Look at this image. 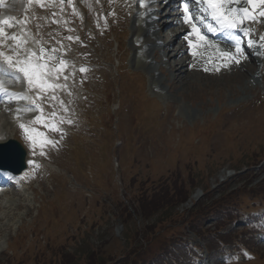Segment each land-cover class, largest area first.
Masks as SVG:
<instances>
[{
  "label": "rangeland",
  "instance_id": "1",
  "mask_svg": "<svg viewBox=\"0 0 264 264\" xmlns=\"http://www.w3.org/2000/svg\"><path fill=\"white\" fill-rule=\"evenodd\" d=\"M96 2V8L91 6V9L93 14L99 16L104 1ZM103 25L104 30L114 28L116 34L110 42L105 40L104 31L101 37L104 45L96 41L100 50L94 57L97 59L102 55L107 62L99 64L104 65L100 71L102 75L90 68L82 71L88 73V101L91 103L94 95L100 102H103L104 94L111 93L112 97H118L119 72L123 64L116 67L118 61L115 58L119 55L114 41L125 40L128 66L136 70L144 67L135 56L136 51L131 43L133 22L128 17L115 16L112 23L104 19ZM189 70L188 75L181 73L178 76L174 70V80L165 71L163 79L165 84L170 85L169 88L164 85L165 90L155 87L157 80L153 79L152 73L145 74L147 84L144 89L152 104L148 122L139 120L146 116L142 109L135 108L134 97L123 86L127 78L122 76L120 97L124 104L120 109H117V103L113 107L118 112L117 132L122 141L116 142L114 127L95 129L87 132L91 137L87 139L89 147L77 144L72 149V138L77 136L74 137L71 130L83 133L87 129L81 117L76 120L70 117L80 110V92L77 91L78 100L75 91H69L72 99L69 100L70 106H66L50 99V89L42 91L34 87L45 110L50 111L51 106L56 115L61 113L63 127L61 132L51 129L49 132L46 126L40 127L35 123L34 129L43 133V136L32 134L35 142L27 139L22 131L17 132L16 137L27 147L30 158L39 162L33 167L34 179L25 184V191L18 195L21 200L16 197V200L10 201L14 195L9 193L0 200V264H27L30 255L50 248V243L61 242L60 239L69 248L66 249L74 254V264H82L85 257L92 253L104 256L105 260L112 261L110 264H130V255L134 250L132 257L141 253L146 256L152 252L161 255L163 239H166L160 236L154 243L135 242L132 232L136 228L144 229L148 223L156 222L161 217L167 220L180 215L184 216L178 224L185 228L186 221L183 220L188 216L187 210L193 208L192 201L208 205L217 199H230L232 196L234 202L237 198L239 204L251 205L254 196L248 197L242 193L249 189L257 199H264V108L258 101L264 86L250 85L251 72L248 74L247 67L237 70L230 67L219 76L205 74L201 70L191 71L192 68ZM135 82L138 85L136 78ZM83 98L84 101L88 99L85 95ZM87 110L102 115L106 106L90 104ZM29 123L27 126L31 128ZM51 132L57 134V142L51 138ZM45 140L55 143H43ZM114 142L117 153L109 150L105 154L104 149L111 148ZM189 149L194 152L187 157ZM78 151L84 154L80 161ZM111 159L117 164H109ZM108 161L110 180L103 178L102 163ZM82 169L87 171L86 175L81 172ZM87 169L97 183L92 181ZM172 182L182 183L178 185L180 190L190 188L191 199L188 196L186 202L153 212L148 217L135 216L130 210L133 216L129 215L126 207H131V204L121 203L125 199L123 195L126 196L127 186L129 191L140 188L143 192L153 193L165 190L166 185ZM235 188L236 193L233 192ZM45 200H50V209L44 208ZM19 202L23 205L16 208ZM215 223L216 220L211 217L205 227L213 229ZM263 223L261 220L260 226L263 227ZM35 224L43 230L36 229ZM175 229L180 233L187 228L184 231L182 227H172L169 233ZM36 231L39 235L34 233ZM41 232L43 235H40ZM189 235L193 242L196 236L193 233ZM168 237H171L170 234ZM260 240L259 235L255 243L250 240L247 247L252 251L243 256L235 254L232 257L230 253H225L209 255L208 258L212 264H264V243ZM28 249L29 253L26 252ZM15 251L19 254H15Z\"/></svg>",
  "mask_w": 264,
  "mask_h": 264
},
{
  "label": "bare ground",
  "instance_id": "2",
  "mask_svg": "<svg viewBox=\"0 0 264 264\" xmlns=\"http://www.w3.org/2000/svg\"><path fill=\"white\" fill-rule=\"evenodd\" d=\"M179 0H162L160 3L164 7L162 13L160 14V19L163 22L162 25L155 26L153 25V18L154 15L153 10L146 12L144 17V20L142 18L141 24L135 22V19L133 21V31H134V38L132 40V46L134 48L135 56L137 54V58L142 62L144 66L148 65L146 58L148 54H153L157 48L160 49L161 52V58L163 61V64H166L164 60L169 59V61H174V64H169L171 67V71L173 70L172 73L177 72V76L180 75L181 73H185L188 75V71L190 72L189 68H191V64L198 65L201 63L203 59H206L208 63L204 66L205 69H208V71H213L215 66L217 65V54L221 53L219 48L216 46L214 47L210 42L206 41L205 39L200 41V46L203 47V49H198V47H195L193 51L189 50V45H190V38H195L193 34H191L192 30V25L191 23H185L184 21V13L183 10L180 8H177L176 3ZM174 3L175 6V11L173 12L171 18L167 17V14L165 12L166 5L168 3ZM22 4V2L20 1ZM194 9L197 11L198 7L193 5ZM12 11H15L16 9L12 8ZM15 13H13L14 15ZM198 27L203 28V31L206 33V36H209L211 34V30L209 28V25L207 27V22L202 21L200 22L197 20L195 22ZM169 32H174V36L169 39L170 34ZM177 34V35H176ZM186 35V36H185ZM2 34H0V46H3L2 40H1ZM165 39V44L164 46H159L158 47V40ZM167 39V40H166ZM187 41V42H186ZM178 42V43H177ZM177 43V44H176ZM186 43V44H185ZM6 44V43H5ZM188 44V45H187ZM229 44V43H226ZM13 44H10V47ZM175 47V49H174ZM18 47L14 48H7L5 50H1L0 47V52H3L6 54V56L9 57H14L18 53ZM148 53V54H146ZM183 54H186V58H180V62H177L176 59L178 57H182ZM25 56L31 57L33 60L35 57H37V47L35 44H31L29 51L26 53ZM146 57V58H145ZM25 58V57H24ZM149 61V60H148ZM154 63V67L152 66L153 70L158 69L159 67L157 66V60L155 59L154 61H150V65ZM235 63V62H234ZM186 68V70H185ZM6 69V68H5ZM50 70V68H49ZM225 70V69H222ZM187 71V72H186ZM164 78V73L159 76L157 80L162 81ZM174 79H176V76L174 75ZM22 85L24 86L23 82ZM13 87H20V84L18 83L17 86ZM29 97V96H28ZM19 99L16 100L14 99V102L16 103V106H14L13 109H9L8 111H5L3 108L0 107V120L8 119V115H10L9 121L10 126H14L15 130V125L23 123L26 128H29L27 126V122H30V117L32 118L34 115L30 111L32 108L29 107L28 104L31 103L32 99L29 98L27 100L21 99V103H18ZM24 102L26 104H24ZM24 111L25 114L19 115V111ZM15 121V122H14ZM30 124V123H29ZM6 127H1L0 126V142L7 140L8 138H11L14 136V132H8L5 131ZM30 129V128H29ZM28 172L25 171L21 173L20 175H16V178L19 180H22L23 178H26V173Z\"/></svg>",
  "mask_w": 264,
  "mask_h": 264
},
{
  "label": "snow or ice",
  "instance_id": "3",
  "mask_svg": "<svg viewBox=\"0 0 264 264\" xmlns=\"http://www.w3.org/2000/svg\"><path fill=\"white\" fill-rule=\"evenodd\" d=\"M179 3L183 5L184 21L185 23H191L192 33L196 35L200 40H203L204 37L201 34V30L198 25L194 22V16L190 9L191 3L203 4L206 5L205 11H210L213 18L218 21L222 29H239L240 31L247 32V29L243 27L244 21L249 18H255L253 15L254 10L259 7L264 8V0H229L226 5V0H179ZM247 4L249 7H239L240 4ZM233 4L236 6L233 7ZM260 16H264V10L259 11ZM0 25L11 26L9 20L0 21ZM0 34H4L3 27H0ZM10 39H17L15 35L9 37ZM71 39V37H69ZM261 39H264L262 37ZM191 43V41H190ZM19 46V45H18ZM237 52L242 51L240 47L239 40L236 41ZM51 55H49V50H46L43 46L40 49V55L35 57L33 60L29 56H25L24 60L19 58L13 59L12 57L6 56L3 52H0V57H3L4 63L8 69H12L16 74V78H20V74L23 75L26 83L30 87L39 88L42 91L50 88L59 87V85H54L50 81L51 79H59V75L63 72V69L59 67L60 64L64 63L58 56L55 55V50L52 49ZM229 55V58L234 60L236 63H239V60L235 59V56ZM49 66L53 69H57L56 73H52L49 70ZM3 70V69H0ZM81 71H86V69L81 68ZM208 70V69H206ZM67 79V77H65ZM0 91L5 92L10 99H29L24 93L8 92L6 88L3 87V82L0 81ZM32 107L38 109L40 112H43V109L39 104L33 102ZM19 111V110H18ZM56 116V113H51L50 117L43 118L42 116H37L35 118L36 122L44 123L45 120L53 119ZM71 122V121H69ZM62 123V121H61ZM45 126L51 128L53 131H59L55 122L46 124ZM20 127L24 129L25 133H35L36 135L43 136V133H38L36 129L26 128L23 123L20 124ZM27 139L35 142V136L28 135ZM43 143H55V141H43Z\"/></svg>",
  "mask_w": 264,
  "mask_h": 264
},
{
  "label": "trees",
  "instance_id": "4",
  "mask_svg": "<svg viewBox=\"0 0 264 264\" xmlns=\"http://www.w3.org/2000/svg\"><path fill=\"white\" fill-rule=\"evenodd\" d=\"M242 193L245 195L248 192L243 191ZM188 194H189V191L180 190L176 182H174L172 188L167 186L165 190L156 192L153 194H149V195L146 192H143V189H140L134 195V201H135L134 207L142 215L148 217L150 214H153V212L157 213L164 208H167L169 206H175L174 204L183 202L188 197ZM223 199L226 200L227 202H232L234 198L230 196V199H227V198H223ZM235 201H238V200L236 199ZM195 208L197 209L196 211H194ZM194 209L190 212L189 218H186L183 221L187 222L189 220V223L193 227L200 230L198 226L200 222L199 218L202 216L201 214H204L209 208L199 204L198 206L194 207ZM128 214L130 215V213ZM183 216L184 215H180L178 216V218L169 217L167 220H162V217H161L158 221L151 223L149 225L147 224L144 227V229L137 230L135 234L133 235V237L136 240H138L139 235L142 233L144 237L141 236V238L143 237L145 242L154 243L157 241V238H160V236L166 237L167 240L171 241L170 239H174L177 237L178 232L175 229L174 232L169 233V230H171L172 227H175V228L182 227L183 229V226L181 224H178L179 221H181V218ZM169 234L171 237L168 238ZM163 245H164V249H163L164 252L167 251L168 253L167 241L163 240ZM142 246L143 244L140 247ZM61 247L62 246L56 242V244L52 247L53 249H52V252H50V255L47 254V252H43V251H41L39 254H36V255H30V258L27 264H74L75 263V260L73 259L74 254L67 252L64 248H61ZM133 254H135V250L131 252V255ZM156 255L157 254H155L154 252L149 253L146 256H144L142 253L136 254L131 259V264H144V263L153 264L152 260L155 259L154 257ZM18 257H21V256H18ZM111 262L108 261L107 259L105 260L104 256L92 253L89 255L88 258L85 257L82 264H110ZM163 262L166 264L165 258L163 259Z\"/></svg>",
  "mask_w": 264,
  "mask_h": 264
},
{
  "label": "water",
  "instance_id": "5",
  "mask_svg": "<svg viewBox=\"0 0 264 264\" xmlns=\"http://www.w3.org/2000/svg\"><path fill=\"white\" fill-rule=\"evenodd\" d=\"M10 148L7 151V154L12 158V159H19L20 162L23 164V160H24V156L23 153L19 150V148L16 146V144L14 143H10L9 144ZM7 164V163H5ZM6 166V165H5ZM9 166V164H7V167Z\"/></svg>",
  "mask_w": 264,
  "mask_h": 264
}]
</instances>
